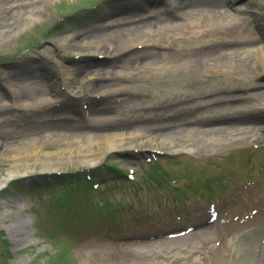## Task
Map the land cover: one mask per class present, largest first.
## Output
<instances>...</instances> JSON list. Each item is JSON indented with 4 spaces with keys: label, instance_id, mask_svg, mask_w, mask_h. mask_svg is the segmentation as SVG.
<instances>
[{
    "label": "bare ground",
    "instance_id": "6f19581e",
    "mask_svg": "<svg viewBox=\"0 0 264 264\" xmlns=\"http://www.w3.org/2000/svg\"><path fill=\"white\" fill-rule=\"evenodd\" d=\"M39 1L42 3L51 2V0ZM25 2L27 3V0H0V16H6L8 7L23 8L26 4ZM233 3L234 0H178L175 9L179 8L180 13L178 17L182 18V22L178 21L174 15H168L167 17L169 18L165 23L158 22L154 24L152 22L156 18H144L142 20L145 23L141 24L143 26L141 29L133 30L132 26H127V32L121 30L123 34H120V30L114 31L109 29L107 24L75 30L71 34L72 41L69 40L68 44L76 52L75 54L79 55V64L58 63L55 68H51L45 63L33 62L31 64L28 63L26 67L17 68L13 72L12 77L17 79V82H21L23 86L27 84L26 80H35L39 92L48 94V96L45 95L41 99H47V103H52L51 99L60 93V87L65 86L67 94H82L90 85H93V78L96 79L97 84H102V76L112 75L110 74L109 68L115 64L118 67L117 60L111 62L108 68L97 67L92 60V55L95 56L110 50H114L112 53L117 54L150 41H153V43H150V46L169 48L170 45L166 46L167 44L157 42V32L160 29H163V32L165 31L167 35L173 37L174 34L172 32L178 29L179 34L182 32V39L178 40L191 44L190 47L182 48V51L176 49L181 54L182 59L175 61L168 53H163L164 56L162 54H156L157 52L154 51L152 53L150 52L146 56L152 57L153 62L151 60L146 61L148 59H141V63L147 65L146 67L148 68L153 67L152 71L150 69L147 70L149 73L142 76L140 80H137L140 81L139 83H134V88H137L140 92H149V95H153L154 98H157L159 95L165 96L166 94V102L172 105L168 108L169 112L174 108L177 109L182 106L181 109L177 110L185 112L184 119L177 120L172 117V113L166 112L163 114L164 116L157 115L159 126L155 130L146 128L144 125L140 128L125 129L124 127L120 128L115 124H111L110 122H113L114 116H110L109 114L105 115L106 112H104L102 115L98 113L95 118L96 120H94L101 127L98 132L86 129L77 132L76 136H73L66 133L63 134L65 130L56 127L58 131L50 130L44 135L32 132L25 137L19 136L18 140H16L17 142L3 144L0 140V161L5 163L7 173L11 177H17L36 171L64 170L67 166H75L76 168L93 166L114 151H128L129 149H140L141 151L149 149L173 150L188 148L194 145L195 137L197 136L196 133H203L202 135H204L210 131L209 129L196 127L194 124H197V122L194 119V114L189 116L194 102L208 94L211 95L204 98L205 106L211 109L212 115L217 117L218 120L222 116H225L226 113H232L237 107H229L226 102L227 99L233 98L235 101L239 100L227 94L229 92L241 91V87L243 86H251L250 79L254 82L256 75L261 77L264 74V39L251 41L249 37H241L239 35L240 37L237 38L234 35L233 30L239 32V30L235 29V25L239 24L242 26L245 21L243 20V16L237 12L243 7H235L233 9L234 11H231ZM225 4H227L228 8L223 6ZM120 12L125 14L124 17H126L135 11L132 7H125ZM205 17H208L209 24L205 28H199L201 19ZM28 18L35 20L38 19V16L29 12ZM253 18L256 24L259 16L254 13ZM226 20L227 23L220 26V23L224 24ZM256 26L259 27L260 24H256ZM257 30L259 36L263 38L264 32L260 30V27ZM175 39L177 38L174 37ZM169 40L170 38L166 39L165 42H169ZM238 41L240 43H237ZM119 46L122 47L119 48ZM83 61H86V63L84 65L80 64ZM178 65H182L181 71L178 69ZM28 70L30 72H27ZM144 71L145 68L143 67L142 72ZM251 71L254 72V78L249 77ZM170 72L174 73L170 74ZM131 73L132 78H136L135 74L140 75L136 70L131 71ZM180 74L185 78L201 75L208 76L207 81L212 77L215 79H213L214 81L212 83L208 84L205 91L199 90L194 91V93H187L183 89L174 90L169 88L171 76ZM41 76H45L43 78L47 80L44 88H40L41 82L38 81ZM223 80L227 81L224 87L221 86ZM238 80L247 82L238 85L239 82H236ZM148 81H156V83H154V86H151L153 83L149 85ZM106 88H109V86H106ZM24 89L22 87L23 91H25ZM117 90L124 89L117 88ZM255 94L257 95V92ZM239 97L241 98L240 101L247 100L251 98V94L247 93ZM70 99L72 100L69 103L74 102L72 97ZM230 102L232 103V101ZM46 106H49V104H46ZM69 107L71 106L65 105L55 109L67 110ZM248 107H244V113H248ZM46 109V107H43V111L38 116L41 118L45 117L43 114ZM259 110H264V101L259 106L252 107L250 112L254 113ZM216 112L224 113L218 115ZM233 114L236 115L235 113ZM207 120H210V118ZM207 123L210 124L209 121ZM182 125L185 127L180 129ZM256 125V128L259 130L258 134L264 138V121L261 124L256 123ZM252 130H255V128L237 126L233 130H230V132H234L235 135H243L245 131ZM178 138L180 140L176 142ZM52 140L56 141L55 146L52 147L49 145L43 151L41 147L48 145L47 141L51 143ZM15 222L11 220V229H15V232L23 237L25 235L23 225L17 227ZM262 238H264V226H254L249 232L245 231L236 235L234 241L237 243L236 253L238 254L234 261H232L233 259H229L227 264H255L257 261H263L264 257L260 258V256L264 255V249H257L260 246ZM152 244H144L131 252L130 258L127 261L128 264H164L150 257L149 254L153 250L150 248ZM185 246L186 243L182 242V245L177 247L176 253L171 252L172 254L170 256L181 253L182 256L187 253L190 254L196 248V245L193 244L194 248L186 251ZM101 263V259H97L95 263L87 264Z\"/></svg>",
    "mask_w": 264,
    "mask_h": 264
},
{
    "label": "rangeland",
    "instance_id": "374dc122",
    "mask_svg": "<svg viewBox=\"0 0 264 264\" xmlns=\"http://www.w3.org/2000/svg\"><path fill=\"white\" fill-rule=\"evenodd\" d=\"M95 1L97 2L98 0H51L50 3H42L39 0H27L23 8L8 7L6 16H0V83L4 86L0 89L1 143L17 142V139L7 134L8 131L1 128L9 117V115H6V118L5 115H1L5 112L3 105L11 102L16 104L23 98L34 100L30 98V92L35 89H32L35 86L32 82L34 80H28L24 87L26 94L23 92L20 96L13 95L7 88L9 83L13 84L17 81L14 78L11 79V75L16 70L15 68L21 66V64L25 65V62L31 60H40L50 66L49 62L51 60L60 63L61 61L64 62V60L75 58V51L68 44L69 40L72 41L71 34L75 30L114 23V26L119 27L116 30H121L120 28H122V30L127 32L126 28L128 25L118 22L124 16V14L119 13L122 8L121 4L127 0L117 2L107 0L111 2L103 5L97 12L95 6L86 8L87 5L89 7ZM146 1L131 0V2L136 4L140 2L142 6H147ZM249 1L254 4L264 5V0ZM29 12L37 15L38 19H29ZM68 14L69 17H63ZM121 47L119 46V48ZM113 51L110 50L109 52ZM123 62H126V60L121 59L120 64L122 66L124 65ZM12 64L20 65L13 67L11 66ZM95 64L97 67L104 68L109 63L105 60H96ZM40 86L41 88L43 87L42 84ZM37 92L34 94L38 95L39 93ZM43 94H40L38 98ZM52 142L55 143L56 141L52 140L51 145ZM47 144L50 143L47 141ZM46 146L44 145L41 148ZM42 150L44 151V149ZM210 152L211 150L207 151L203 145H200V148L195 150L194 155L196 158H203ZM120 158V156L114 157L108 154L105 160L118 159L120 167H126L125 159L119 160ZM72 168H75V166H67L64 170ZM18 177H11L7 173L5 163L0 161V264H87L95 263L97 259H101V264H128V257L121 259L119 253L109 250L99 252L96 249L100 248V246L91 242V240L82 241V237L79 236L76 238L78 242H75V237L70 233L73 228L69 227V224L66 226L62 225L55 231L56 223L54 222L57 213L51 212L49 213L50 217L47 218L46 215L48 213H44L46 202L35 205L33 203L34 197L32 198L31 194L16 195L12 194L10 189L5 188L10 181ZM60 191V189L57 190L59 193ZM11 220L16 221L15 225L17 227L23 225L25 233L23 237L20 234L18 235L15 229H11ZM85 223H83L82 228ZM46 231H54L53 236L49 238ZM91 243L95 245L94 249H92ZM168 246H165L164 250ZM160 248L152 247V251L156 250L158 252V262L163 260V255H165ZM191 259L194 258L192 257ZM164 260L167 261V259ZM212 260L195 259L185 262L183 260L172 262L170 259L168 262L170 264H226L222 253L214 257V262Z\"/></svg>",
    "mask_w": 264,
    "mask_h": 264
}]
</instances>
